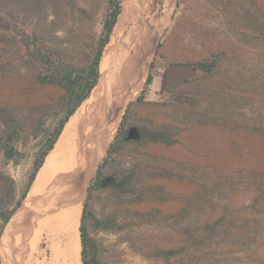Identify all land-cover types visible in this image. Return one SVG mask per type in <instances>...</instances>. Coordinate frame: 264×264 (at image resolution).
Wrapping results in <instances>:
<instances>
[{
    "label": "rangeland",
    "instance_id": "1",
    "mask_svg": "<svg viewBox=\"0 0 264 264\" xmlns=\"http://www.w3.org/2000/svg\"><path fill=\"white\" fill-rule=\"evenodd\" d=\"M185 1L164 24L154 21V32L144 17L148 12L137 15L124 42L133 41L137 50L153 37L141 69H147L146 78L129 73L98 91L116 96L123 79L129 82L122 91L145 84L154 63L145 102L136 99L121 109L100 151L98 137L86 155L96 156L89 175L79 173L78 181L61 175L34 201L38 210L28 226L35 233L57 199H70L76 191L86 198L106 159L102 186L88 208L89 264H264V0L249 6L243 0H190L191 9ZM108 5L109 0H0V217L21 200L45 130L63 116L66 90L41 79L50 76L51 64L90 63ZM128 8L125 3L127 15ZM168 35L204 47L219 42L218 51L203 59L215 62L211 74L165 71L200 63L170 60ZM128 106L129 137L108 156ZM143 132L161 133L171 142H154ZM9 146L18 161L6 160ZM84 158L71 166L80 170ZM46 238L36 241L35 260L48 258Z\"/></svg>",
    "mask_w": 264,
    "mask_h": 264
},
{
    "label": "bare ground",
    "instance_id": "2",
    "mask_svg": "<svg viewBox=\"0 0 264 264\" xmlns=\"http://www.w3.org/2000/svg\"><path fill=\"white\" fill-rule=\"evenodd\" d=\"M172 8L173 0H164L162 9L157 13V24H164L170 19ZM126 15L127 12L124 10L114 28L111 40L104 50L100 63V79L94 89L92 100L87 102L86 107L84 104H82L64 127V130L59 137L55 148L49 153L43 167L40 169L37 175V179L35 180L29 194L30 196L24 201L23 207L13 218V221L9 225L8 231H11L13 226L17 223L18 217L21 216L28 207H31L30 205L35 201L36 198L42 195L50 187L54 186L59 176L67 175L68 177H71V179L78 181L79 173H82L85 176L91 173L96 156L93 155V157L89 159V156H86L87 153L95 146V144L98 143L97 139L101 136L102 142H99L97 147L99 148V151L102 149L105 141L110 136L115 126L118 124V118L121 109L126 104L136 100L141 93L144 80L135 83L122 91L124 84L129 82L128 79H123L119 82L120 86L115 93L116 96H105L100 92V90L98 91V89L112 85L114 82L129 73L135 74V79L146 78L145 76L147 69L145 74L143 71H141V69L144 66V60L146 59H144V55L149 52L152 47L151 38L153 37H148L146 41L142 39L144 42H141L137 50L133 48L135 44L133 41L127 43L124 42V27L126 28V25H123L125 23ZM145 20L146 19H144V21ZM142 22L143 21H141V23ZM130 35L132 36V34ZM117 95H119L118 99ZM101 132H103L102 135ZM82 156H84V159L86 160L85 163L82 164L80 170H78L75 164L71 166L70 162L73 159ZM60 181L61 182H59L57 185L60 183L63 184V179ZM66 181L67 179L64 180V182ZM83 181H85V178L81 177L79 184L80 186ZM84 199V195L80 191H76L75 196L70 199L63 196V199L60 198L57 199L55 203H51L52 206H47L50 208L48 212H46V215L41 217L42 219H40V222L42 224L41 226H37L39 228H37L35 233L31 232L33 229L30 231L31 227L28 226L30 223L26 222L27 225L26 229L24 230L25 237L22 241L25 257L24 254H21L22 263L20 262V259L18 262L21 264H82V245L80 240L79 225ZM38 221L39 220L36 222ZM43 235H46L47 237L46 242H44L46 243L45 248L48 253V258H44L45 260L39 261L35 260L36 258H34L37 249L35 248V244L37 243L36 241L39 240ZM8 239L9 238H7L5 235L0 244V251L4 256L6 254L7 247H9L7 246L9 242ZM6 264H10V262Z\"/></svg>",
    "mask_w": 264,
    "mask_h": 264
},
{
    "label": "trees",
    "instance_id": "3",
    "mask_svg": "<svg viewBox=\"0 0 264 264\" xmlns=\"http://www.w3.org/2000/svg\"><path fill=\"white\" fill-rule=\"evenodd\" d=\"M123 11L122 0H109L108 12L103 24V32L101 37L99 38L96 49L94 52V56L89 64L85 67L81 68H72L64 64H57L52 66L51 64V74L49 77L42 78V83H51L57 84L66 90L65 95V105L63 108V116L57 121L56 125L52 130H45V140L41 145L39 152L37 153V157L34 161L33 171L30 175L29 182L27 188L23 195L21 196V200L17 202L16 206L7 214L2 215L0 218L3 221V226L0 230V238L3 233L4 228L10 222L13 215L17 212V210L21 207L23 200L28 196L31 187L33 186L35 180L37 179V175L40 169L43 167L45 160L49 153L55 148V145L61 136L64 127L69 122L70 118L74 115V113L79 109V107L85 102L90 96L92 91L97 86L100 79V63L104 53V50L107 44L111 40V36L113 30L118 22L119 16ZM161 47V44L158 45V48ZM158 55V52H157ZM215 62H200L194 64V66L199 67L206 74H211V70L214 67ZM50 65V64H48ZM49 67V66H48ZM154 63H151L150 70L147 76V79L144 84V88L141 91V94L135 101V103L142 104L145 102L147 98V93L154 81V73H153ZM129 106L125 110V114L122 117L120 126L115 135L114 141L110 144V147L107 151V155L112 154V151L116 149L120 142L127 141L129 137V131H125L126 123H127V114L129 112ZM142 135L144 137L149 138L154 142L162 141L165 143H170L168 137L161 133H145ZM4 154L7 161H18L16 156L19 153L12 146L4 148ZM106 163V159L99 165L96 170L95 177L91 180L89 187L87 188L86 199L83 206V213L81 216V224H80V234H81V244H82V264H89V251L91 247V240L88 235V208L89 202L92 197V194L102 186V168ZM172 254V253H168ZM1 264V259H0Z\"/></svg>",
    "mask_w": 264,
    "mask_h": 264
},
{
    "label": "crops",
    "instance_id": "4",
    "mask_svg": "<svg viewBox=\"0 0 264 264\" xmlns=\"http://www.w3.org/2000/svg\"><path fill=\"white\" fill-rule=\"evenodd\" d=\"M251 1L252 0H243V4L244 5L247 4L249 6L251 4ZM181 2H182V0H173L172 12L177 8L178 4H180ZM125 3H127L129 5L128 15H127V28L125 30V34H126V31H128V28L130 27V25H132L134 23L138 24L137 22H139V20L136 21V19L138 18L137 15L140 12H141V17H142L144 12L149 11L148 12L149 15L144 14V17L145 18L148 17V20H149V22H148L149 31L154 32L156 30V23H153V22L157 21V19H158L157 18V11L162 9V4H163L162 0H124L123 1V10H124ZM184 6L191 9L190 0L189 1L186 0ZM192 9H193V7H192ZM122 13H123V11H122ZM119 19H120V16H119ZM119 19H118V21H119ZM164 29H165V27H164ZM164 29L160 33V36L163 34ZM160 36H159V38H160ZM159 38H158V41H159ZM166 38H167V46L165 47V55L175 63L193 62V61L206 62V61H203L204 56L210 57V54H212L214 51H218V49L220 47L219 42L206 43L207 45H206V47H204L202 44H198L197 42L188 41V40L184 41L182 38L177 39L176 37H173L172 35H168V36H166ZM165 71H179L178 74L181 76H184V74H187V75L190 74V75H197V76L201 77L204 74L203 70H201L197 66H186V67H181V68L174 69V70L166 68ZM32 187H31V189H32ZM86 194H87V191H86ZM26 198L23 200L21 207L17 210V212L11 218L10 222L4 228L3 233L1 235L0 244L2 242V239L5 237V235L7 238H9L8 239L9 242L7 244V246H9V247H7L8 253L6 251V254L4 256L0 251L1 264H6L9 262H10V264L11 263L16 264V263H19L18 262L19 259H20V262L22 261V259H21L22 255L21 254H24V257H25V251H24L22 241L25 237V233H24L25 227L30 220L29 217H33L34 215H36V212H37L36 210H38V209L33 210L34 202L30 205L31 207H28L27 210L24 212L25 215L23 213L21 216L18 217L17 223L13 226L11 231H8V229H9V225L13 221V218L15 217V215L23 207L24 201L26 200ZM85 199H84V202H85ZM83 206H84V204H83ZM23 209H25V208H23ZM82 213H83V209H82ZM81 216H82V214H81ZM80 224H81V217H80ZM79 230H80V225H79ZM80 240H81V234H80ZM22 250H23V253H22ZM81 254H82V252H81ZM81 257H82V255H81ZM4 260H5V262H4ZM21 263H19V264H21Z\"/></svg>",
    "mask_w": 264,
    "mask_h": 264
}]
</instances>
